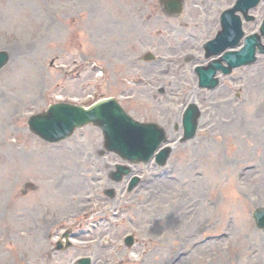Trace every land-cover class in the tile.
<instances>
[{
	"label": "rangeland",
	"instance_id": "374dc122",
	"mask_svg": "<svg viewBox=\"0 0 264 264\" xmlns=\"http://www.w3.org/2000/svg\"><path fill=\"white\" fill-rule=\"evenodd\" d=\"M157 1L131 0L127 5L128 11L124 16L123 24L130 27L132 39L128 50L123 52L122 49L117 48L116 43L113 47L117 51L108 55V67L113 71V75L110 81H107V94H116L121 88V82H125L126 79L130 81L131 76L137 72L135 67L138 68L140 75L147 76L146 73L149 70L143 69L147 67L145 61L140 59L138 65L135 64L138 60L136 58L144 52L145 47L155 46L165 37L164 26L157 24L153 27L151 34L148 28L139 30L135 25L139 19L138 12L143 11L145 5H149L152 10L157 5ZM90 11L94 15V20L93 18L87 20ZM158 11L155 9L153 12ZM110 15L107 10V0H0V49L7 50L12 57L10 74L7 71L0 73V234L7 232L11 239L5 249L4 246H0V264H19L11 259L8 252L19 254L20 244L23 245L24 241L19 233L21 228H28L24 221V213L27 210L30 213L35 211L36 203L41 202V197L45 196L49 198V202L58 203L57 217L66 211L73 210L76 206L75 201H71L66 195L57 196V192L54 194L57 196L56 200H52L47 188H40L42 186L37 183L39 178L43 183L49 184L50 176H54V171L47 165L43 168L49 170L41 174L40 172L25 173L26 169L34 170L37 164L41 166V163L53 162L54 159H60L66 155V152L53 153L51 156L57 157L52 160L50 158L49 161L46 157L36 156L37 153L32 152V149L36 146L44 148L45 142L29 133L25 123L33 111L45 108L56 95L83 98L84 96L81 95L89 94L92 88L87 83H90L92 78L99 80L95 74H87L84 79L77 82L63 81V76L73 71L78 65L75 63L80 53L76 49L77 40L82 43L84 38L86 42L90 40V36L80 29V25L85 28L89 23L97 21L98 16L109 17ZM77 20L80 21L79 25ZM174 23H177L176 19ZM107 25L114 27V23L102 22L100 28ZM190 26L194 27L193 24ZM98 32L99 30L93 31L91 38L102 36L103 33L99 36ZM116 55H118L117 58ZM52 60L55 62L53 69L50 67ZM178 76L176 78L175 75L169 82L175 93L168 92L161 97L157 90L139 86L136 89L135 100L129 102L121 100L131 113L141 120L155 119L162 122L164 117L170 114L169 103L171 105L174 100V104L178 102L179 105L180 97H186L182 94L186 86L185 77L180 72ZM12 94L26 106L17 103V109L14 110L16 107L12 109L10 105H4L5 102L2 100H5L6 95L12 99ZM129 95L130 92L125 94V96ZM187 98L190 99V97ZM245 107L248 108L249 104ZM242 108L229 111L223 116L218 114L215 118L204 116L202 121L210 119L214 122L218 120L217 118L224 120L223 124L217 123L213 126L216 136L214 141L207 143L210 149L183 148L184 144H181L174 150L171 160L172 162L175 160L176 165V170L171 172L174 181L168 179V184L164 183L165 186L170 187L171 192L159 198V191H162L165 186L153 183L152 188L156 190V194L147 204V211L139 212L136 208L128 211L132 220L119 221L121 226L114 230L115 236L116 231L117 235H120L122 232L137 229L138 240L141 243L136 244L132 250L123 247L122 253L111 247L112 250L108 249L102 254L103 261L100 264L111 263L112 255L122 258L123 264H170L171 257L184 245L198 239L202 234L211 232H218V234L226 232L230 237H224V235L221 237L223 240L217 245L220 250L204 251L205 247L202 250L197 249L196 251H202V253H195L191 259L182 260L179 264H254L253 261L257 257L261 258L255 262L262 264L264 231L256 228L251 212L257 206H264V118L261 115L260 119L250 125L245 120L248 112L245 111L246 108L243 110ZM16 112L19 120L15 123V128L19 132L18 140L22 141L24 148L27 149L25 152L10 149L13 137L9 139L10 131L5 130V127L9 128L6 120ZM9 129L13 130V128ZM81 133H85L86 138V141L82 142L81 153L86 154L88 152H84L85 149L88 150L90 147L93 149L99 143V134L93 126L86 127ZM225 136L228 139L223 141ZM240 136H243V139H240ZM249 137L256 138L253 141V139L249 140ZM81 160L88 161L83 154H81ZM105 161L107 164H113L118 160L115 156L108 155ZM88 162L86 165L90 164ZM249 163L256 164L257 168L251 172L243 171L242 168ZM87 166L83 171L87 170ZM195 171L202 173V177L198 174L196 176ZM60 172L68 176L72 182L77 179L73 166L66 170L61 166L56 169L57 174ZM210 174H213L214 179L210 177ZM30 179L35 181L32 182L35 187L29 188L27 192L32 194L26 198L22 190L24 191V184ZM180 187L184 188H181L184 190V198L178 194ZM145 196L151 197L149 192L146 195L143 194L142 201H145ZM136 201L138 204V200ZM197 201L198 204L191 209V203H197ZM180 207L185 213L183 219L179 212V215H175L172 219L167 218L165 209L173 215L176 212L174 209L177 210ZM34 226L36 227V221ZM227 239L231 242H227ZM173 243L174 246H171ZM117 244L118 242L115 241V246ZM228 244L233 245L229 253L225 251V245ZM153 246L155 251L151 253L150 249ZM29 251L34 250L31 248ZM75 254L85 253L75 252ZM140 255L143 263L140 261ZM27 256L29 257L28 253ZM34 257L35 253L32 255V258Z\"/></svg>",
	"mask_w": 264,
	"mask_h": 264
},
{
	"label": "bare ground",
	"instance_id": "6f19581e",
	"mask_svg": "<svg viewBox=\"0 0 264 264\" xmlns=\"http://www.w3.org/2000/svg\"><path fill=\"white\" fill-rule=\"evenodd\" d=\"M120 39H122L123 41H125L126 40V37L125 36H120L119 37ZM253 107L254 108H264V95H262L259 91H257L256 92V100H255V103H254V105H253ZM249 119L250 120H253L254 119V115H250L249 116ZM253 124V123H252ZM251 124V125H252ZM0 145H1V142H0ZM75 155H76V153H75ZM72 161V159L69 157V158H67V159H65L63 162L64 163H68V162H71ZM60 165V163L59 162H56V165L55 166H59ZM61 166V165H60ZM210 177L211 178H213V174H210ZM214 179V178H213ZM161 183L160 184H164V183H166V181L165 180H162V181H160ZM186 184H187V182H186ZM64 185H67V182L66 181H64ZM80 188H82V186H80ZM78 190V189H77ZM79 191V190H78ZM160 192V194L161 193H163V194H165L166 192H169V191H166V190H164V188H163V190L162 191H159ZM174 211H176L173 215H171L170 213H169V216L167 215V218L168 219H172L175 215H179L180 214V217H181V219H183L184 217H185V213L181 210V209H178V210H176V209H174ZM178 212H179V214H178ZM170 217V218H169ZM214 244H216V242H212L211 244H210V246L211 245H214ZM204 247V246H203ZM261 258V257H260ZM260 258H256L253 262H254V264H258L257 262H255L256 260H259Z\"/></svg>",
	"mask_w": 264,
	"mask_h": 264
},
{
	"label": "water",
	"instance_id": "95a60500",
	"mask_svg": "<svg viewBox=\"0 0 264 264\" xmlns=\"http://www.w3.org/2000/svg\"><path fill=\"white\" fill-rule=\"evenodd\" d=\"M54 110H55V109H53L52 112H53ZM52 112H51L50 115L48 116V120H49L50 122H52V119H53ZM59 120H60L61 123H63V122L66 120V117H65L64 115H63V116H59ZM96 123H97V121H96ZM109 141H110V140H109ZM110 143H111V141H110ZM107 146H108V140H107Z\"/></svg>",
	"mask_w": 264,
	"mask_h": 264
}]
</instances>
